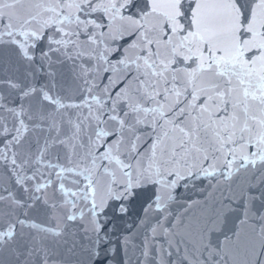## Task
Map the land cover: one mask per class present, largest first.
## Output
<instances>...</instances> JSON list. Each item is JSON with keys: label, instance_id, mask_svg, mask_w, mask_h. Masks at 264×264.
<instances>
[{"label": "snow or ice", "instance_id": "6c2138e0", "mask_svg": "<svg viewBox=\"0 0 264 264\" xmlns=\"http://www.w3.org/2000/svg\"><path fill=\"white\" fill-rule=\"evenodd\" d=\"M0 264H264V0H0Z\"/></svg>", "mask_w": 264, "mask_h": 264}]
</instances>
